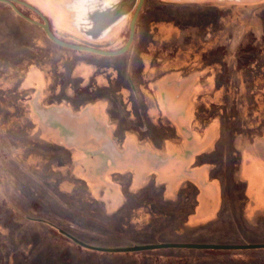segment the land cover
Returning <instances> with one entry per match:
<instances>
[{
    "label": "rangeland",
    "instance_id": "obj_1",
    "mask_svg": "<svg viewBox=\"0 0 264 264\" xmlns=\"http://www.w3.org/2000/svg\"><path fill=\"white\" fill-rule=\"evenodd\" d=\"M145 2L127 54L103 59L58 47L31 26L36 38L23 45L28 41L21 33L18 40L19 51L28 48V56L0 60V264H264V247L83 249V244L264 245V0ZM17 7L43 22L33 10ZM133 14L118 40L113 38L120 29L110 41L93 43L84 36L71 41L114 42L118 50L130 37ZM70 17L65 11L68 24ZM188 76L196 78L194 94L174 86ZM34 100L41 111L81 108L84 123L95 118L119 148L142 145L174 156L195 146L199 156L184 164L195 174L185 176L183 165H172L165 171L171 177L159 179L160 192L161 183L174 186L162 195L172 206L152 191L118 187L120 195H113L116 169L110 165L100 172L101 159L90 148L75 152L61 130L70 125L57 112L55 122L36 112ZM153 139L161 147L152 148ZM199 168L206 171V185L217 190L206 188V200L196 193L193 204L185 195L180 204L175 190L200 184ZM98 187L104 195L95 193ZM243 213L253 218L251 226ZM212 222L223 228L211 230L206 225Z\"/></svg>",
    "mask_w": 264,
    "mask_h": 264
},
{
    "label": "crops",
    "instance_id": "obj_2",
    "mask_svg": "<svg viewBox=\"0 0 264 264\" xmlns=\"http://www.w3.org/2000/svg\"><path fill=\"white\" fill-rule=\"evenodd\" d=\"M23 2L34 6L38 10H40L45 17L49 18L51 20V28L52 31L67 40L71 41V38L77 37V36H84L87 39V36L82 34L78 27L75 25V16L76 13L70 9V4L74 0H22ZM206 1V0H204ZM211 3V1H208ZM28 8V7H27ZM8 9V10H7ZM30 9V8H29ZM5 10V11H2ZM34 11V10H33ZM65 11H68L71 14V23L66 22L65 18ZM129 16H127L125 19H123L118 25H116L111 32L108 33V35L100 40H91L93 43H100L102 41H110V35L112 32L116 29H120L119 34L116 38H113V40H118V37L122 35L124 31V23L127 21ZM27 19L22 17L20 14L16 12L13 8H11L9 5H6L5 3L0 2V52H1V58L0 60H11L18 58L19 53L23 56H28L29 49L28 48H22L21 52L19 51L18 45H20L19 40V34L22 33L24 37H27L28 42H21V44L27 45L30 43L31 40H34L36 37L34 36V30H31V26H35L36 24H29ZM38 26V25H37ZM40 27V26H39ZM22 36V37H23ZM83 39V38H81ZM30 40V41H29ZM86 40V39H84ZM88 41V40H86ZM74 41H71L72 43ZM114 42H109L107 45V48H104L103 50H114V46H112ZM75 44V43H74ZM111 44V45H110ZM54 45V44H53ZM58 45V44H57ZM55 45V46H57ZM110 45V46H109ZM62 47V46H58ZM65 48V47H63ZM119 50V49H118ZM85 52V51H83ZM87 52V51H86ZM96 54V53H95ZM100 55V54H98ZM124 55V54H123ZM104 56V55H103ZM122 56V55H120ZM110 57V56H109ZM113 57H119V56H113ZM106 59V58H103ZM108 59V58H107ZM125 63L123 64V69H125ZM120 67V66H119ZM121 75L124 73V70L121 71ZM123 72V73H122ZM125 73L121 76L123 78ZM170 80H173V77H169ZM176 84L174 86L177 88L178 92L183 93H192L194 94V88L196 84V78L194 79V76H188L184 77L183 79L174 81ZM172 84V83H171ZM173 85H170V89L174 87ZM162 94L167 99V97L170 94V90L168 85L162 88ZM74 94V93H73ZM36 100V98H34ZM34 100V106L35 111L39 112L42 109H38L37 105H40V102L37 100ZM86 110V109H85ZM42 114L45 117H51L49 118L51 122H55L52 119V116L54 112L58 113L60 116L63 117V120L66 124L70 125L69 127H66L62 130V134L64 137V140L73 142L75 147V152H79L81 150L82 152V146H85V148L92 149V156H98L101 159L100 164V172L101 170L107 169L112 165L116 172L113 173V181H116L117 185H112L114 190L111 194H119L118 187H123L126 192H130V190L134 191L136 193H145L147 191L155 192L157 195H161L162 197V203L165 202L166 206H172L174 205V202H166L163 198V194L166 193L170 194V189H173L172 183L168 184L167 186L163 187L164 184L161 183V188L163 189L164 193L159 191L158 187V181L159 179L163 180L167 177H171L170 175L166 176L165 171H167L168 167L174 165L178 166L179 169L182 167V174L183 175H192L191 173L195 174L194 170H190L188 165L185 167L184 164H188L190 160H194L196 157L199 156V153H196L194 150L195 146L188 148L184 150L185 152L174 154V156H163L162 154H159L156 152V150L150 149L146 150L145 147L142 145L136 146L135 149L131 150L127 147L121 146V148L118 147V145L115 144V142L111 139L109 134V129L107 127H101L100 123L95 119L91 118L88 121L84 123V111L81 110V108L77 109V107H72L70 110L66 108H51L50 111H41ZM111 113V112H110ZM152 148L154 147H161V141H158L156 139H153L151 141ZM130 148V147H129ZM197 155H196V154ZM186 162V163H185ZM206 171L204 168H199L197 170L196 176L201 182L200 184L192 185L191 189L190 187L186 186L180 189H176L179 196H182V201L179 202L180 204L183 203V198L185 195H191L192 202L191 204L195 203V195L198 193L200 196H202L203 200H206L208 193L206 194V188L209 186L206 185L205 182V174ZM165 181V180H164ZM120 182V183H119ZM160 185V184H159ZM196 188H194V187ZM204 188V189H202ZM99 189L96 190L95 193L104 195L102 193V187H98ZM213 192L217 190L216 186L209 187ZM235 188V187H234ZM95 189V187H94ZM197 189V190H196ZM229 194L233 191V189H228ZM237 192V191H236ZM173 193V192H172ZM197 193V194H196ZM239 192H237L238 194ZM213 198L214 196H211V193H209L208 199ZM191 199V198H190ZM207 199V200H208ZM110 201V200H109ZM209 202V201H208ZM122 203V202H121ZM125 203V202H124ZM176 203V202H175ZM212 203V202H211ZM229 206L228 202L224 207ZM244 214V213H243ZM221 217V216H220ZM214 219L216 221L220 220ZM244 217L246 219V222L248 225L249 222L253 221L252 217H247L244 214ZM212 223H209V225H206L207 227H210ZM251 226V224L249 225Z\"/></svg>",
    "mask_w": 264,
    "mask_h": 264
},
{
    "label": "water",
    "instance_id": "obj_3",
    "mask_svg": "<svg viewBox=\"0 0 264 264\" xmlns=\"http://www.w3.org/2000/svg\"><path fill=\"white\" fill-rule=\"evenodd\" d=\"M10 4L18 14L28 21L42 27L48 37L56 44L80 51L92 52L104 56H120L125 54L132 46L135 35L137 21L146 0H74L70 4V9L76 13L75 25L80 32L91 40H100L105 38L112 29L118 25L123 19L134 12L131 20L130 37L124 47L119 50H103L90 45H79L70 43L60 39L53 31L50 21L37 8L29 5L21 0H0ZM16 3L23 4L37 12L43 19V22L34 20L22 13ZM87 248L109 252H130L152 249H168V248H187V249H215V250H235V249H251L264 247V245L250 244H201V243H160L147 244L126 248H101L86 245Z\"/></svg>",
    "mask_w": 264,
    "mask_h": 264
},
{
    "label": "trees",
    "instance_id": "obj_4",
    "mask_svg": "<svg viewBox=\"0 0 264 264\" xmlns=\"http://www.w3.org/2000/svg\"><path fill=\"white\" fill-rule=\"evenodd\" d=\"M146 2H145V4H144V6H143V8H142V10H141V12H140V15H139V18H138V21H137V32H136V36H137V34H138V24H139V22H140V19L143 17V14H144V11H145V8H146ZM133 17V16H132ZM29 24H31V25H33L32 23H30V22H28ZM37 28H40L41 30H43L44 31V33L46 34V32H45V30L42 28V27H39V26H37V25H35ZM57 35V34H56ZM46 36L48 37V35L46 34ZM60 39H62V40H64V41H67V42H71V41H69V40H67L66 38H64V37H62V36H59V35H57ZM48 39H49V41L50 42H52L54 45H57L56 43H54L49 37H48ZM73 43V42H72ZM75 44H77L76 42H74ZM136 43V37H135V40H134V43L133 44H135ZM79 45H89V44H86V43H84V42H82V43H78ZM57 46H59V45H57ZM90 46H94V47H97V48H100V49H104V48H107L108 46L107 45H102V46H100V45H90ZM122 48V47H121ZM120 48V49H121ZM130 51V50H129ZM83 52V51H82ZM83 53H88V54H93V55H97V56H99V57H102V58H109V56H103V55H98V54H95V53H92V52H83ZM128 53V52H127ZM126 53V54H127ZM1 180L2 179H0V183H1ZM240 188V190H241V188L243 189V187L242 186H240L239 187ZM241 193V192H240ZM236 194H237V192H236ZM238 195V194H237ZM208 228H211V230H220V228H223L221 225H218V224H216V225H212V226H210V227H208ZM207 228V229H208ZM207 229H206V231H205V229L204 230H202V231H199L200 233H205V232H207ZM83 249H86V250H91V251H96L95 249H90V248H83Z\"/></svg>",
    "mask_w": 264,
    "mask_h": 264
},
{
    "label": "flooded vegetation",
    "instance_id": "obj_5",
    "mask_svg": "<svg viewBox=\"0 0 264 264\" xmlns=\"http://www.w3.org/2000/svg\"><path fill=\"white\" fill-rule=\"evenodd\" d=\"M0 2H2V1H0ZM2 3H5L6 5H9L11 8H13L10 4H8V3H6V2H2ZM145 4V3H144ZM16 5H23V4H19V3H16ZM23 6H26V5H23ZM144 6V5H143ZM26 7H28V6H26ZM29 8V7H28ZM143 8V7H142ZM14 9V8H13ZM31 9V8H30ZM15 10V9H14ZM32 10V9H31ZM35 12V11H34ZM37 13V12H36ZM38 14V13H37ZM39 15V14H38ZM40 16V15H39ZM41 17V16H40ZM42 18V17H41ZM43 20V19H42ZM130 28H131V26H130Z\"/></svg>",
    "mask_w": 264,
    "mask_h": 264
}]
</instances>
